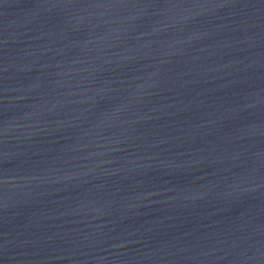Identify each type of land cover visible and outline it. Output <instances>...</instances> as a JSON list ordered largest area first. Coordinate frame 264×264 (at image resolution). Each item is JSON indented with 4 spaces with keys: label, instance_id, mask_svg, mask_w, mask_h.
<instances>
[{
    "label": "water",
    "instance_id": "obj_1",
    "mask_svg": "<svg viewBox=\"0 0 264 264\" xmlns=\"http://www.w3.org/2000/svg\"><path fill=\"white\" fill-rule=\"evenodd\" d=\"M0 264H264V0H0Z\"/></svg>",
    "mask_w": 264,
    "mask_h": 264
}]
</instances>
